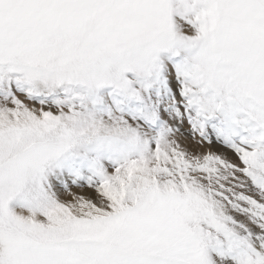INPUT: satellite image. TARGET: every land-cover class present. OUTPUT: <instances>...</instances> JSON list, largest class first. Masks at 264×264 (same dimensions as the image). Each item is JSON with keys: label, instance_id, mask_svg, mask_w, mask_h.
Listing matches in <instances>:
<instances>
[{"label": "snow or ice", "instance_id": "6c2138e0", "mask_svg": "<svg viewBox=\"0 0 264 264\" xmlns=\"http://www.w3.org/2000/svg\"><path fill=\"white\" fill-rule=\"evenodd\" d=\"M0 264H264V0H0Z\"/></svg>", "mask_w": 264, "mask_h": 264}]
</instances>
